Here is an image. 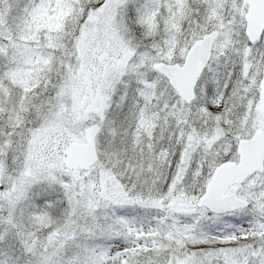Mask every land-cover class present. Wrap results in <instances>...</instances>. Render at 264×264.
I'll list each match as a JSON object with an SVG mask.
<instances>
[{
  "label": "snow or ice",
  "instance_id": "snow-or-ice-1",
  "mask_svg": "<svg viewBox=\"0 0 264 264\" xmlns=\"http://www.w3.org/2000/svg\"><path fill=\"white\" fill-rule=\"evenodd\" d=\"M0 264H264V0H0Z\"/></svg>",
  "mask_w": 264,
  "mask_h": 264
}]
</instances>
